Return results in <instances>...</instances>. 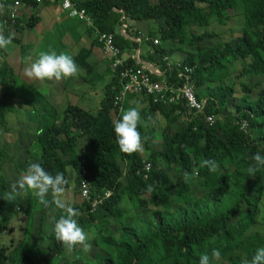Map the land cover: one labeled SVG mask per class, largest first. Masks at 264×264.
<instances>
[{"label": "trees", "instance_id": "trees-1", "mask_svg": "<svg viewBox=\"0 0 264 264\" xmlns=\"http://www.w3.org/2000/svg\"><path fill=\"white\" fill-rule=\"evenodd\" d=\"M76 2L91 18L87 31L91 44L103 51L98 32L114 34L121 57L130 56L124 58L125 66H142L132 57L140 50L141 57L163 70L170 83L178 82L177 70L170 69L165 58L175 55L177 62L192 68L195 95L204 102V110L187 117L181 105H156L145 98L138 106L144 153L124 154L115 142L112 122L129 106L122 111L114 106L121 83L109 59L110 77L98 111L69 105L59 114L39 99L44 94L31 87L21 95L23 83L6 61V50H0V60L5 59L0 64V129L8 132V115L19 105L39 114L36 162L52 175L64 173L69 180L65 190L72 189L81 198L82 183L89 185L90 201L74 202L72 207L79 210L78 223L90 234L92 247L99 250L85 252L77 246L70 254L54 238L52 218H59L64 210L49 195L47 208H37L39 202L33 196L24 202L22 198L26 204L23 215L29 221L40 214L35 223L19 228L21 233L13 236L15 227L9 226L5 213L17 214L22 202L18 196L6 197L11 177L3 164L6 156L0 152V264H59L66 256L71 257L66 264H199L200 255H210L213 249L221 253L215 264H251L256 250L264 247V235L257 230L264 206V167L253 176L247 172L251 157L257 152L264 155V0ZM12 6L0 23L5 36L17 25L10 22ZM237 10L242 27L234 44L203 45L218 37L208 27L226 26L229 12ZM32 19L38 20L32 16L27 22L30 28ZM121 28L126 34L119 32ZM145 36L151 40L145 41ZM90 55V49L81 48L73 59L84 70L82 79L96 86L105 77L95 72ZM230 63L240 67L234 79L227 69ZM236 86L241 88L240 96ZM158 115L166 122L163 141L155 146ZM206 115L214 116L210 126ZM204 159L215 160L217 169L210 172L200 167ZM146 163L151 164L149 171ZM27 166H16L20 175ZM201 190V195L195 194ZM108 191L111 196L104 198ZM100 198L102 203L94 208L92 201ZM130 207L140 212L131 213ZM148 210L152 211L148 218L138 217ZM48 211L55 213L48 218ZM5 235L10 237L3 242Z\"/></svg>", "mask_w": 264, "mask_h": 264}, {"label": "clouds", "instance_id": "clouds-1", "mask_svg": "<svg viewBox=\"0 0 264 264\" xmlns=\"http://www.w3.org/2000/svg\"><path fill=\"white\" fill-rule=\"evenodd\" d=\"M5 11V5L0 3V15ZM15 33L9 31L5 36L4 26L0 24V50H6L13 43ZM24 75L28 79L37 81H60L68 78H78L83 74L73 57L66 53L56 51H41L37 57L30 62H25ZM142 117L138 107H129L124 110L121 116L112 122L115 142L119 151L124 154L142 153L144 151V139L138 127L141 126ZM200 167L207 168L214 172L218 165L213 159H204ZM264 167V155L259 152L251 157V163L247 169L249 176ZM198 175V172H197ZM185 180L189 178L187 172L184 173ZM69 180L64 173L50 174L39 162L28 164L22 174L9 186V192L6 193L7 199L11 200L17 196H27L31 194L45 208L49 207L47 196L51 193L58 197L65 192V187ZM148 192L152 187L148 186ZM57 207L64 210V214L59 218L53 217L52 232L54 238L69 252L80 246L83 251L90 252L92 244L89 242V234L78 223L77 217L80 216L79 210L66 206L59 199L54 201ZM221 253L218 249H213L211 254L204 253L199 257V264H215ZM251 264H264V247L256 250Z\"/></svg>", "mask_w": 264, "mask_h": 264}, {"label": "crops", "instance_id": "crops-1", "mask_svg": "<svg viewBox=\"0 0 264 264\" xmlns=\"http://www.w3.org/2000/svg\"><path fill=\"white\" fill-rule=\"evenodd\" d=\"M31 1H24V3L21 5L19 9V22L17 23L16 27L11 30V32L15 33L14 38L16 41L13 42L12 45H10L6 49V51H4V54L6 56L5 59L12 67H15L14 70L17 74L18 79L20 80V83L25 84L27 87L26 89L31 87L33 90H37L40 93H46V90H48L46 88L47 80L37 81L25 77L23 71L26 66L25 62L34 60L37 57L38 53L41 51H56L57 53L66 52L74 57L79 53L81 48H86L91 50V55L88 59L89 63L94 66L96 73L105 77L103 85H106L108 83L106 75H109L108 66L104 71L103 67L101 66L105 67L106 64L102 63L103 60L98 58V52L103 56V58L105 55L100 47L93 46L91 44L92 36L87 33L89 27H92V22H81L77 19L71 18L69 14L62 9L60 3L38 4L37 2H35L37 0ZM13 2H15V0H0V3H3L5 5L4 13L0 15V23L5 20L6 16H8L9 6L13 5ZM32 16L38 18V20L32 19L34 20V25L32 28H30L28 27L27 22L31 19ZM119 32H121L122 34H126V31L122 28L119 30ZM143 52L144 51H142V53ZM140 53L141 51L137 50L134 54H132V57L139 65L147 66L149 68H158L155 65L147 62V60L143 59ZM124 56V58L126 59L130 57L127 54H125ZM177 61H179L178 57H176L175 60H170V62ZM16 67L18 68L16 69ZM18 70H21L22 75L19 74ZM62 80L52 81V83L56 82V84H58L59 86L62 83V85L58 89V91L62 90V92L60 91V96L57 94V98L60 100H65L66 102H68V100L72 98L75 102L74 105L78 106H81L83 102V108L91 111L92 113H95V110L91 109L92 103L95 100L94 98H92L91 94H93L92 92L95 91L93 89L101 83L97 84L96 86H92L91 84H88L86 80H83L81 75L78 78H68ZM49 97L55 98V95L53 93H48L47 95H43L42 98L39 99H43L49 103H53L49 99ZM126 105H128L129 107L141 106L138 99L134 97H129L123 108H126ZM157 117V124L159 127L156 128V125H154L156 129V138L158 136V131H165L164 127L166 122L162 116L158 115ZM154 126L152 127L154 128ZM170 127L174 126L171 125ZM145 128L146 132H149L151 123L148 124V126H145ZM175 129H177V127Z\"/></svg>", "mask_w": 264, "mask_h": 264}, {"label": "rangeland", "instance_id": "rangeland-1", "mask_svg": "<svg viewBox=\"0 0 264 264\" xmlns=\"http://www.w3.org/2000/svg\"><path fill=\"white\" fill-rule=\"evenodd\" d=\"M239 10H237L236 12H234V11L229 12V15L231 16V18H230V21L228 22V24L226 26L223 27V26H218L216 24H211L208 27V32L216 34V35H218V37L215 39H207L205 42H202V44L203 45L222 44V43L234 44L237 37L240 36V31H241V27H242V19H241L240 15H238ZM145 30L147 31V28H145ZM178 53H180V52H178ZM98 58L102 59L103 60L102 63L106 64L105 67L101 66V67H103V69L105 71V69H107L106 67L109 66V60L105 56L103 58V56L101 54H99V52H98ZM175 58H176L175 55H173L171 57L172 60H175ZM4 60L5 59L0 60V64H1V61H4ZM13 68H15V67H13ZM17 68L18 67H16V69ZM239 68L240 67H237L236 63H230L228 65L227 69L229 70L230 76L233 79L237 75ZM18 72H19V74H21V70H18ZM109 77L110 76L106 77L108 81H109ZM52 81L53 80H51V81L47 80L46 88L48 90H46V93H43V92H41V93H43L44 96L47 95L48 93H51V94L53 93L55 95V98L49 97V99L53 103H49V102L48 103L50 105L54 106V108L57 110V112L59 114H62L69 105H74L75 102H74V99H72V98H70L68 100V102H66L65 100L58 99L57 94L60 96L61 92H62V90L58 91V89L62 85V83L59 86L58 84H56V82L52 83ZM62 82H63V80H62ZM252 82L253 81H251V83ZM35 84H38V83H35ZM104 87H105V85H103V82H102L100 85H97L93 89L95 91L92 92L93 94H91L92 98L95 99L94 102L92 103L91 109L95 110V113L98 111V105L100 103V100L102 99ZM50 88H51V90H50ZM20 90H21V95H26V93H28V89H26L25 84H23V87L21 86ZM235 92H236L237 96H240L242 94L241 88L239 86L235 87ZM83 106L84 105L82 102L81 107H83ZM37 114H36V112L34 113L33 111L29 110L25 104L19 105L16 107V110L14 112H12L11 114L8 115V118H7V120H8V132H4L3 129H0V152H4V155L6 156V160L3 162V164H5L4 166L8 167L7 171L11 177V179H10L11 183L13 181H15L16 179H18V177L20 176V172L16 168L17 165H21V164L28 165L31 162H36V159L38 156L37 147H36V144H37V142H36L37 136L36 135H37V129H38V118H40L39 114L38 115ZM146 126H148V124ZM177 127L180 128L179 125ZM157 135L158 136L155 139L156 146H157V144H161V142L163 141L164 132H162V130H160V131H158ZM143 153H144V151H143ZM172 175L174 176V173H172ZM14 176H15V178H13ZM193 191H195V190H193ZM202 193H203L202 190L200 192L199 191L195 192L196 195H201ZM30 196H32V195L31 194H29L27 196L21 195V196H18V199L22 202V198H23V202H24V200H26ZM49 196H50L52 201L59 199L66 206H71V207H72V204L74 202L81 203L84 200L83 198H81L80 196L75 194V191L72 189H69V190L66 189L65 192L58 197H54L51 193H49ZM23 202H22V205H20V207H19V208H21V210H19L20 212H17V214H15L13 211H6V213H5L6 218H8V220L10 222L9 226L15 227V232L12 234L15 237H17L19 235V233H21V231H20L21 229H19V228H21V227L26 228L28 223L29 224L32 222L35 223V219L40 214L39 212H37L34 221H29L28 218L25 215H23L24 214L23 211L25 210V207H26V204H24ZM40 206H41V204L39 203V206L37 208H39ZM261 207L262 208L260 210V219H259V221H261V224H260L261 226L257 230L263 236L264 235V206H261ZM130 210H131V213L140 212L136 208L133 209L130 207L129 211ZM54 213H55V211H48L47 212L48 218H50L51 215ZM151 213H152L151 210L144 211L140 215H138V217L139 218H141V217L148 218ZM38 221H39V219L37 220V222ZM112 233L115 234L116 236L119 235V232L117 231V228H115V227H112ZM9 237H10V235H5L3 238V242L8 241ZM89 239H90V234H89ZM98 251L99 250L94 248V247H92V249H91V252H93V253H96ZM69 253L73 254L72 251ZM68 258H71V257H68V256L64 257L59 262V264H66V262L69 260Z\"/></svg>", "mask_w": 264, "mask_h": 264}, {"label": "built area", "instance_id": "built-area-1", "mask_svg": "<svg viewBox=\"0 0 264 264\" xmlns=\"http://www.w3.org/2000/svg\"><path fill=\"white\" fill-rule=\"evenodd\" d=\"M48 0H37L38 3H43ZM61 7L65 10L71 18L79 21L91 23V18L87 11L80 8L76 0H61ZM21 0H16L13 4L9 18L13 25H16L20 19L19 9L22 5ZM98 41L103 46V51L106 57L111 61V66L114 71H118V78L120 79L121 91L116 96L114 101L115 108L122 111L124 104L129 97L137 98L139 103L142 100L152 101L156 105L175 106L181 105L184 114L187 117H196L204 110V102L199 101L195 95L194 84L191 73L192 68L183 66L182 62H170V58H165L168 62V67L174 71L177 70L176 76L178 82L170 83L166 77L165 72L158 68H149L147 66H125V59L121 57V50L115 43V35L98 32ZM151 38L145 36V41ZM154 44H159V40H154ZM176 69V70H175ZM164 76V77H163ZM183 82V84H179ZM206 123L210 126L214 122L213 115L205 116ZM146 170L151 168L150 163L145 164ZM81 196L85 200L90 201L89 185L85 182L81 186ZM111 192L105 193L104 198L111 196ZM102 203V198L93 200L92 206L96 208Z\"/></svg>", "mask_w": 264, "mask_h": 264}]
</instances>
